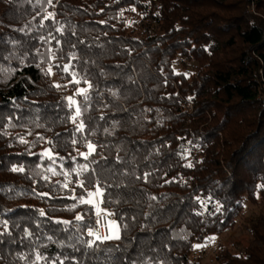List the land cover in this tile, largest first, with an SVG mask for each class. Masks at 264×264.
Masks as SVG:
<instances>
[{
	"label": "trees",
	"instance_id": "1",
	"mask_svg": "<svg viewBox=\"0 0 264 264\" xmlns=\"http://www.w3.org/2000/svg\"><path fill=\"white\" fill-rule=\"evenodd\" d=\"M239 2L0 0V264H200L196 243L264 206V0ZM98 183L122 239L89 248ZM245 228L205 264H264V215Z\"/></svg>",
	"mask_w": 264,
	"mask_h": 264
},
{
	"label": "snow or ice",
	"instance_id": "2",
	"mask_svg": "<svg viewBox=\"0 0 264 264\" xmlns=\"http://www.w3.org/2000/svg\"><path fill=\"white\" fill-rule=\"evenodd\" d=\"M40 2H41V0H37V3H40ZM46 3L49 4V5H52L53 7L55 6L53 4V0H46ZM134 10L135 9H133V11ZM37 15H40V13L38 12ZM54 15L55 14L53 12H47V14L44 15L43 19L41 20V26H43V21L44 20L52 19L54 17ZM33 19H35V17ZM19 30L22 31L23 29H19ZM56 31L57 32H60L61 31V28H57ZM49 36L51 37V33H49ZM51 38L52 39H56L55 37H51ZM39 39L42 40V41H44L46 38L44 36H40ZM56 42H57V44L60 43L59 40H57ZM50 55L53 58L55 57V53L54 52H51V50H50ZM72 58L75 59V53L72 54ZM63 70L65 72H67L68 71V65H64ZM48 74H51V69L48 70ZM72 82L79 83L78 80H75V77H74L73 81H70V83H72ZM85 83L88 84V87L87 88H79V89H77L76 95H80V96L83 97V99L85 101H88L89 98H90L89 95H88V93H89V90L91 89L92 85L87 80H85ZM54 87L59 88L60 85H54ZM65 99L68 100V102H69L68 106L69 107H74L75 108V111H74L73 116L70 117V119L72 120V122L76 126L75 127V131L76 132H83L84 129H85V127H86V125H85L84 121L79 120V118L83 115V112H86L87 111V108L83 109V112H82L81 108L78 106V102H77L76 99H74L72 96L66 97ZM189 99H191V97H189ZM101 119H103V116H101ZM78 120H79V123H77ZM105 131H107V129ZM20 142L21 143H27V141H25L23 138H21V141ZM72 143L73 144H76L77 141L74 139L72 141ZM86 147H87L88 151L86 153L85 152H81L79 154L81 156H84L87 159L88 156H90V155H92V154H94L96 152L97 145L89 141L87 143ZM52 155H53V153H52V151L50 149H45L44 152L42 153V158L43 157H48V158L51 159L52 158ZM188 166L191 167V165H188ZM10 171H12V172H23L24 171V168L23 167L13 166L10 169ZM49 171H52L53 175H57V173L54 170L49 169ZM79 171L81 173L87 172L88 171V168L85 165V166H82ZM147 176H148V174H145V177L144 178L147 179ZM45 179H47V177H45ZM77 184L81 188H84L85 187V181L84 180H77ZM62 187L67 188L68 187V184L65 183V184L62 185ZM109 187H111V185H109ZM262 187H264V186H262ZM0 190H2V189H0ZM104 193H105V188L104 187H101L99 185V183H98L97 185H95V191L88 190V199H85L84 197H80L79 200H78V202L81 203V204L92 205L93 207H95L97 209V215L99 216L101 212H104L106 210L105 209H100L99 208V202H97L94 198L95 197H102L104 195ZM35 194L38 195V196H41V197L48 195V193H35ZM153 199H155V198L153 197ZM72 207L74 208L75 205H72ZM217 211H219V209H217ZM40 215L41 216H44L45 215V213L43 212V210L40 211ZM108 215H113V214L112 213H108ZM82 219H83L82 216H80V215H77L76 216V220H82ZM99 222L100 221L98 220L97 223H99ZM2 223L4 225L5 233H7V231H8V221L7 220H4V221H2ZM62 223L67 224L69 222L68 221H63ZM125 227H127V226L125 225ZM3 234L4 233H0V236H2ZM25 235L27 237H31L32 236V232H30L27 229H25ZM88 235L89 236H92V237H95L94 240H89L87 242L89 248H91L95 244V241H97V240L103 242L105 240H117V241H119V240L122 239L121 232H120V228H119L116 220H111L109 222V233L107 235H104L102 237L99 234H97L95 231H93L92 229H89ZM48 239L51 240L52 237L49 236ZM203 246L204 245L197 244V245H194L193 247L199 248V247H203ZM42 259H44V257L42 255H40L39 253H37V255H36V261H40ZM61 264H62V262H61Z\"/></svg>",
	"mask_w": 264,
	"mask_h": 264
},
{
	"label": "rangeland",
	"instance_id": "3",
	"mask_svg": "<svg viewBox=\"0 0 264 264\" xmlns=\"http://www.w3.org/2000/svg\"><path fill=\"white\" fill-rule=\"evenodd\" d=\"M234 3H240L239 0H231ZM176 63H178V68L180 70H183L185 72L191 70L185 67V62H181L179 56H176ZM69 96L74 97V93L70 92L68 94ZM191 108V106H189ZM50 167L49 169H51ZM50 174L52 175V172L50 171ZM94 191V190H93ZM97 202H99V197L94 198ZM109 213V212H108ZM107 213V222L109 226V222L111 220H115L112 215H108ZM259 213H262L264 215V206L256 204H251L249 202H246L245 208L242 214V218L238 219V222L235 223V225L223 231L221 234L214 235L210 237L207 241L204 243H196L200 245H204L203 247L195 248L194 253L192 254V262L193 263H200L205 264L206 262H210L212 260V257L220 248H229L232 250V252H237L238 249L234 247L233 243H239V246H246L248 244L249 240V233L246 231L245 224H247L250 220L255 218ZM244 224V225H243Z\"/></svg>",
	"mask_w": 264,
	"mask_h": 264
},
{
	"label": "built area",
	"instance_id": "4",
	"mask_svg": "<svg viewBox=\"0 0 264 264\" xmlns=\"http://www.w3.org/2000/svg\"><path fill=\"white\" fill-rule=\"evenodd\" d=\"M73 97V96H72ZM100 208V206H99ZM102 209V208H100ZM100 221L99 223H97V221ZM89 229H92L93 231H95L97 234H99L100 236H104L107 235L109 233V226H108V222H107V212H101L100 215H97V209L95 208L94 214H93V221L91 226L88 228L87 233L89 231ZM92 240L95 239V237L90 236Z\"/></svg>",
	"mask_w": 264,
	"mask_h": 264
}]
</instances>
